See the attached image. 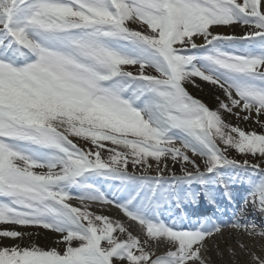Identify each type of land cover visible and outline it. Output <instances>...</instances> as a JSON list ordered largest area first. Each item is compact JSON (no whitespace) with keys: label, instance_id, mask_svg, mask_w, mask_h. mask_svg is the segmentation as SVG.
I'll return each mask as SVG.
<instances>
[{"label":"snow or ice","instance_id":"obj_1","mask_svg":"<svg viewBox=\"0 0 264 264\" xmlns=\"http://www.w3.org/2000/svg\"><path fill=\"white\" fill-rule=\"evenodd\" d=\"M201 197L231 217L183 214ZM253 210L264 0H0V264H212L225 231L264 264Z\"/></svg>","mask_w":264,"mask_h":264},{"label":"rangeland","instance_id":"obj_2","mask_svg":"<svg viewBox=\"0 0 264 264\" xmlns=\"http://www.w3.org/2000/svg\"><path fill=\"white\" fill-rule=\"evenodd\" d=\"M224 31L227 34H235V35L243 34V30L240 28H236L233 30H224ZM199 83L201 84V87L199 89L191 87V86L189 87V91L194 96H196L197 98H200L205 102V100L207 98L209 99L211 97L214 99L215 96L218 94V93H216L215 89L208 86L206 83H204V82H199ZM229 119L232 120L233 123H236V121L233 118L229 117ZM240 126L244 127L245 129H248V130H251L252 127H255V125L252 124L251 122L241 123ZM257 130L260 131V129H257ZM231 155L236 156V153L232 152ZM177 170H178V168H177ZM196 187H198V186H196ZM73 203H77V202H73ZM203 206L208 208V203L207 202L204 203V201H203ZM93 208L96 209V206L93 205ZM105 214H108L112 217H120L122 215L121 213H119L118 210H116L114 208L111 210L105 209ZM184 214H185V212H184ZM253 214H255V213L253 212ZM260 216H261V218H260L259 222L258 221L256 222L255 219H253L252 222H255L257 225H264V216H262V215H260ZM197 219H199V218H197ZM225 219L227 220L228 218L226 217ZM29 231H34V230L29 229ZM238 238L240 240H242V242L247 243V244H249V246H251L252 242L249 240V238H247V237H238ZM228 239H226V241H224L220 237H217L215 240H209L208 241V245H209V249H210V252L208 255L210 257L212 264H231L232 259H233L232 255H231L232 249H235L236 251H239V249H238V247H236V245L231 240L229 241ZM38 242L42 247H49L50 246V241L43 234H41L38 237ZM217 246H218L219 250L217 249ZM221 252L223 253V256H221ZM238 259L240 260L241 264H244V262L247 260V257L244 256L243 254H241L238 257Z\"/></svg>","mask_w":264,"mask_h":264},{"label":"bare ground","instance_id":"obj_3","mask_svg":"<svg viewBox=\"0 0 264 264\" xmlns=\"http://www.w3.org/2000/svg\"><path fill=\"white\" fill-rule=\"evenodd\" d=\"M200 207V206H199ZM199 207H197L198 208V212L196 213V215H199V216H202L201 214H204V213H207V210H205V209H201V208H199ZM255 213V212H254ZM231 217V216H230ZM229 217V218H230ZM228 218V219H229ZM260 218H261V216L259 215V213L257 212V213H255V214H253V212H250L249 213V215H248V217L246 218V219H250L251 221L253 220V219H255V221L257 222H259L260 221ZM221 238V237H220ZM229 238V239H228ZM222 240H224V241H226V239H228L229 241L231 240L232 241V239H230V234H229V232L228 231H225V233H224V237L223 238H221ZM233 242V241H232ZM226 243V242H225ZM234 243V242H233Z\"/></svg>","mask_w":264,"mask_h":264},{"label":"trees","instance_id":"obj_4","mask_svg":"<svg viewBox=\"0 0 264 264\" xmlns=\"http://www.w3.org/2000/svg\"><path fill=\"white\" fill-rule=\"evenodd\" d=\"M205 102L211 107V108H213V109H215L216 108V106H217V102H216V99L214 98H207L206 100H205Z\"/></svg>","mask_w":264,"mask_h":264}]
</instances>
